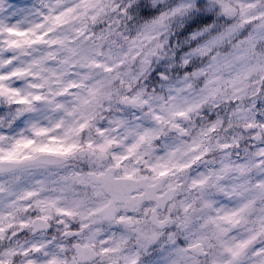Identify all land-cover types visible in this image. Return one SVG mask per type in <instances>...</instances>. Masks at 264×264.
Masks as SVG:
<instances>
[{
	"label": "clouds",
	"instance_id": "clouds-1",
	"mask_svg": "<svg viewBox=\"0 0 264 264\" xmlns=\"http://www.w3.org/2000/svg\"><path fill=\"white\" fill-rule=\"evenodd\" d=\"M0 264H264V0H0Z\"/></svg>",
	"mask_w": 264,
	"mask_h": 264
}]
</instances>
